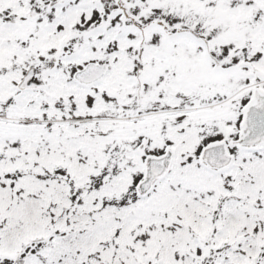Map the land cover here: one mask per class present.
<instances>
[{"label": "snow or ice", "instance_id": "1", "mask_svg": "<svg viewBox=\"0 0 264 264\" xmlns=\"http://www.w3.org/2000/svg\"><path fill=\"white\" fill-rule=\"evenodd\" d=\"M0 264H264V0H0Z\"/></svg>", "mask_w": 264, "mask_h": 264}]
</instances>
